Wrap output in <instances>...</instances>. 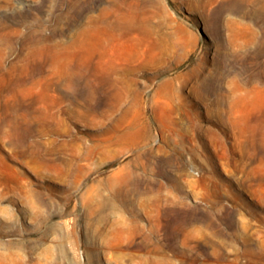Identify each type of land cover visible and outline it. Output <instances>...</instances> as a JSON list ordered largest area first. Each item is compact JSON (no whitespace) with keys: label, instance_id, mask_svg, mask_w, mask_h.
I'll return each instance as SVG.
<instances>
[{"label":"rangeland","instance_id":"1","mask_svg":"<svg viewBox=\"0 0 264 264\" xmlns=\"http://www.w3.org/2000/svg\"><path fill=\"white\" fill-rule=\"evenodd\" d=\"M0 264H264V0H0Z\"/></svg>","mask_w":264,"mask_h":264},{"label":"bare ground","instance_id":"2","mask_svg":"<svg viewBox=\"0 0 264 264\" xmlns=\"http://www.w3.org/2000/svg\"><path fill=\"white\" fill-rule=\"evenodd\" d=\"M115 181H116L115 179H114V180H113V179H111V183H112V184H114V183H115Z\"/></svg>","mask_w":264,"mask_h":264}]
</instances>
